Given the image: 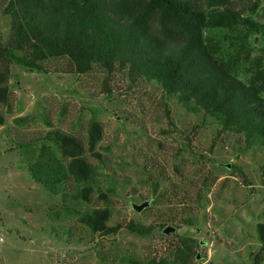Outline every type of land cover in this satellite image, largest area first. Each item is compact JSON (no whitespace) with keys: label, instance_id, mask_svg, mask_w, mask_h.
I'll return each instance as SVG.
<instances>
[{"label":"rangeland","instance_id":"374dc122","mask_svg":"<svg viewBox=\"0 0 264 264\" xmlns=\"http://www.w3.org/2000/svg\"><path fill=\"white\" fill-rule=\"evenodd\" d=\"M7 0H0V38L7 40ZM254 0H232L249 15ZM253 19L264 24V2ZM252 56L260 52L257 41ZM65 60L48 63L47 73L10 66V98L0 108V264H149L173 259L179 238L195 243L190 264H253L263 259L256 226L264 224L263 152L244 147L243 138L225 132L203 113L190 114L158 85L122 72L107 76L99 67L85 75L64 74ZM101 123L98 152L103 165L86 155L100 174V192L111 211L110 236L92 234L73 212L35 183L27 164L41 139L57 129L86 141L89 120ZM214 148L210 150L211 144ZM226 165H230L227 168ZM111 190L113 194H110ZM149 201L137 212L133 204ZM95 193L84 210L102 207ZM129 222L153 226L137 236ZM174 227L165 235L164 228ZM198 256V258H197Z\"/></svg>","mask_w":264,"mask_h":264},{"label":"trees","instance_id":"16d2710c","mask_svg":"<svg viewBox=\"0 0 264 264\" xmlns=\"http://www.w3.org/2000/svg\"><path fill=\"white\" fill-rule=\"evenodd\" d=\"M261 2L254 0L245 15L232 7V0H7L2 15L10 19L9 34L6 41L0 38V108L11 95V65L47 73L48 63L65 60L69 68L53 70L80 76L97 66L107 76L124 73L131 84L153 82L186 112L215 119L219 135H239L246 149L257 147L264 155V46L252 56L256 42H264V24L252 17ZM102 138L101 123L92 117L85 143L51 128L41 139L16 147L41 141L27 164L32 180L58 197L92 234L106 237L122 226L107 225L108 198L100 192L97 167L86 159L89 154L103 165L98 152ZM95 193L102 207H71L89 204ZM125 227L137 236L153 230L133 222ZM256 234L264 251V224L256 226ZM194 243L179 238L170 263L149 264H190ZM262 261L256 256L253 264Z\"/></svg>","mask_w":264,"mask_h":264},{"label":"water","instance_id":"95a60500","mask_svg":"<svg viewBox=\"0 0 264 264\" xmlns=\"http://www.w3.org/2000/svg\"><path fill=\"white\" fill-rule=\"evenodd\" d=\"M226 167L230 168V165H226ZM149 205H150V202L146 201V202H143L141 204H133L132 208L134 210H136L137 212H141L142 210L147 208ZM175 231H176V229L174 227H166V228H164L163 233L165 235H168V234L174 233ZM197 258H198V256H197Z\"/></svg>","mask_w":264,"mask_h":264}]
</instances>
